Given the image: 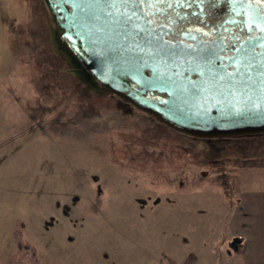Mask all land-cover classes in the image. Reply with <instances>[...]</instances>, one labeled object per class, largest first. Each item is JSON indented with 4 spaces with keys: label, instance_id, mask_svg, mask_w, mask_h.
<instances>
[{
    "label": "rangeland",
    "instance_id": "obj_1",
    "mask_svg": "<svg viewBox=\"0 0 264 264\" xmlns=\"http://www.w3.org/2000/svg\"><path fill=\"white\" fill-rule=\"evenodd\" d=\"M54 30L44 0H0V264L16 231L41 264H220L236 252L229 217L264 185V134L178 133L79 81Z\"/></svg>",
    "mask_w": 264,
    "mask_h": 264
},
{
    "label": "water",
    "instance_id": "obj_2",
    "mask_svg": "<svg viewBox=\"0 0 264 264\" xmlns=\"http://www.w3.org/2000/svg\"><path fill=\"white\" fill-rule=\"evenodd\" d=\"M44 1L55 28L83 64L80 71L74 70L75 74L90 88L100 92L107 90L174 131L193 137L264 134V109L253 107L264 100L261 85L256 84L246 92L239 91L235 96L210 84L203 85L204 90L198 93L191 88L193 83L209 80L200 75L204 65L200 49L219 44L223 38L196 41L187 35L182 36L183 44L171 41L161 49L150 42L151 37L146 33L129 38L127 29L116 23L115 17L105 15L102 6L93 0ZM238 10H246V6H238ZM145 12L149 15L141 14L136 23L150 27L145 21L152 17L151 11L145 8ZM58 13L62 15L61 22ZM52 35L56 45L55 30ZM187 40L193 42L187 44ZM60 53L72 69L77 67L67 55ZM219 63L216 62L217 66ZM92 78L102 87L98 88ZM124 79L133 81L140 89L128 88ZM146 91H157L167 98L160 106L144 97Z\"/></svg>",
    "mask_w": 264,
    "mask_h": 264
},
{
    "label": "snow or ice",
    "instance_id": "obj_3",
    "mask_svg": "<svg viewBox=\"0 0 264 264\" xmlns=\"http://www.w3.org/2000/svg\"><path fill=\"white\" fill-rule=\"evenodd\" d=\"M93 2L102 6L105 15L115 17L116 23L127 29L129 38L146 33L151 37L150 42H155L161 49L171 44V41L165 40L169 34L177 31L181 36L190 34L191 29L185 30L184 23L190 17L205 24L212 10L230 5L235 17H246L242 23L236 19L224 20L221 23L225 33H233L229 40L235 47L230 48L221 41L219 44L200 49L204 61L200 75L207 76L209 80L193 83L191 88L193 92L198 93L204 90L203 85L210 84L235 96L237 92H246L259 84L261 91L264 92V0H93ZM238 6L241 8L246 6V10H238ZM145 8L151 11L152 18L145 21L150 27H141L136 23L140 20L141 14L149 15ZM181 9L185 11L181 12ZM188 9L192 11H186ZM196 31L200 32V28H196ZM240 32L247 35L241 36ZM210 34L212 33H205ZM191 39L195 40L196 37L191 36ZM217 61L220 62L218 66ZM251 100L252 97H249V101ZM253 107L257 110L264 109V100L255 103Z\"/></svg>",
    "mask_w": 264,
    "mask_h": 264
},
{
    "label": "crops",
    "instance_id": "obj_4",
    "mask_svg": "<svg viewBox=\"0 0 264 264\" xmlns=\"http://www.w3.org/2000/svg\"><path fill=\"white\" fill-rule=\"evenodd\" d=\"M229 218V235L242 243L230 256L221 251L220 264H264V185L245 190L238 199V210Z\"/></svg>",
    "mask_w": 264,
    "mask_h": 264
},
{
    "label": "flooded vegetation",
    "instance_id": "obj_5",
    "mask_svg": "<svg viewBox=\"0 0 264 264\" xmlns=\"http://www.w3.org/2000/svg\"><path fill=\"white\" fill-rule=\"evenodd\" d=\"M180 11L184 12L185 10L181 9ZM186 11L190 12V11H192V9H188ZM149 18H152V17H149ZM228 19H236L238 22H241V23L244 21L242 16H240V17L234 16L233 12L231 11L230 5H225V6H222L221 8L212 10L211 16H210V18H208V21L205 24H201L199 22V20H197L196 18L190 17L188 21L184 22L185 23V30L190 28L191 32H190L189 36H195L196 41H198V40L214 41V40H217L219 38H223V42L227 46H229L230 48H234L235 46L231 45L230 40H229V37L233 33L232 32L225 33L223 30V27H221L222 21L228 20ZM58 20H59V22L62 21V15L60 13H58ZM228 27L232 28L234 26H228ZM196 28H200V32H197ZM215 29H218V30H215ZM206 32H210L212 34L205 35ZM239 34L241 36L247 35V33H244V32H240ZM165 40L175 42V41H183L184 38H182V36L180 35V32L177 31V32L171 33L168 36H166ZM55 41H56L57 50L62 52L64 55H67V59L70 58L72 60L73 65L77 66V67L73 68L72 70L73 71L74 70L80 71V68L81 69L83 68V64H82L81 60L79 59L78 54L64 40V38L60 35V32L57 30V28H55ZM192 42L193 41H191V40L186 41L187 44H191ZM81 55L83 58H85V55L83 53ZM148 74H149V72H147V75ZM78 80L82 81V79L79 76H78ZM92 81L97 84L98 88L102 87V85L100 83L96 82L94 78H92ZM123 81L128 85V88H130L134 91H138L140 89L131 80L124 79ZM91 89H93V88H91ZM104 91L109 92L107 90H104ZM111 94L115 95L113 93H111ZM143 95L145 98L149 99L150 101H153L154 103H156L160 106H161V102H163L167 98V95H164V94L157 92V91H146ZM115 96H117V95H115ZM127 103H129V102H127ZM150 116H152V115H150Z\"/></svg>",
    "mask_w": 264,
    "mask_h": 264
},
{
    "label": "trees",
    "instance_id": "obj_6",
    "mask_svg": "<svg viewBox=\"0 0 264 264\" xmlns=\"http://www.w3.org/2000/svg\"><path fill=\"white\" fill-rule=\"evenodd\" d=\"M14 241L17 253L8 257L7 264H41L36 249L22 242L20 232L16 231L14 233Z\"/></svg>",
    "mask_w": 264,
    "mask_h": 264
}]
</instances>
